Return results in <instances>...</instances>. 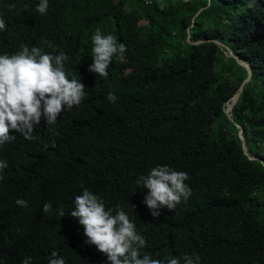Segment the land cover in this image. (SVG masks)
<instances>
[{"label": "trees", "instance_id": "trees-1", "mask_svg": "<svg viewBox=\"0 0 264 264\" xmlns=\"http://www.w3.org/2000/svg\"><path fill=\"white\" fill-rule=\"evenodd\" d=\"M38 3L0 0V54L21 44L50 52L51 41L87 94L53 131L42 119L34 139L13 133L0 147V264H48L52 251L66 264H110L67 215L82 186L123 208L147 241L142 255L264 264V0H48L43 16ZM98 28L126 45L107 79L88 71ZM222 45L251 69L230 119L224 110L247 71ZM157 165L186 171L193 194L153 217L136 180Z\"/></svg>", "mask_w": 264, "mask_h": 264}, {"label": "clouds", "instance_id": "clouds-1", "mask_svg": "<svg viewBox=\"0 0 264 264\" xmlns=\"http://www.w3.org/2000/svg\"><path fill=\"white\" fill-rule=\"evenodd\" d=\"M48 0H39L35 11L46 15ZM10 10L15 5H9ZM24 5L22 10H26ZM6 29L3 17H0V31ZM92 64L88 71L107 79L108 68L114 57L124 58L126 45L118 44L113 34L105 35L99 28L91 37ZM51 49L44 52L41 48L20 45L15 54H0V147L16 140L13 133L21 134L26 140H32L37 126L44 124L49 131L57 124L62 113L79 107L87 92L85 86L77 78H69L66 64L69 56L60 51L56 54V45L44 41ZM106 99L115 103L117 96L109 92ZM55 145L53 144V147ZM8 167L6 161L0 159V173ZM4 176L0 174V181ZM190 176L186 171H178L167 165H157L146 175L136 180L138 189H146L144 204L153 217L161 215V209L174 211L181 202H187L192 196V189L186 183ZM15 204L27 207L28 202L17 199ZM73 208L67 214L83 227L85 243L94 246L104 254L110 264H200L197 253L184 254L180 258L166 256L164 259L153 258L151 254H141L147 247V241L136 228V224L120 205L106 208L104 200L83 188L72 201ZM133 209L135 206H132ZM45 215L53 211L51 202L42 207ZM61 218L66 213L63 207L56 210ZM21 264H32V258L26 257ZM48 264H66L65 258L52 251Z\"/></svg>", "mask_w": 264, "mask_h": 264}, {"label": "water", "instance_id": "water-1", "mask_svg": "<svg viewBox=\"0 0 264 264\" xmlns=\"http://www.w3.org/2000/svg\"><path fill=\"white\" fill-rule=\"evenodd\" d=\"M187 37H188V36H187ZM187 42H190V41L187 40ZM197 42H198V41H197ZM222 47L228 52L229 55H231V56H233L235 59H237V62H238L241 66H243V67L246 69V71H247V75H246V77L243 79V81H242L241 84L239 85V87H238V89H237V92L234 93V94L230 97L229 105L227 104V106H226V110H224V112H225V114H226V117H227L228 119H230L229 111H230V109H231V106H232V104L235 102V100H236V98H237V96H238V93H239L240 90H241V86H242V84H243V83L249 78V74H250V72H251V69L249 68V66H248L246 63H244L243 61L239 60L238 57H235V56L233 55L231 49H229V48H228L227 46H225V45H222ZM235 126H236L237 129H238V131H237V136H238V138L241 140L242 147H243L244 139H243V136H242V134H241V128H240V126H239L238 124H235ZM249 158L259 159V158L255 157V156H254V157H249Z\"/></svg>", "mask_w": 264, "mask_h": 264}, {"label": "bare ground", "instance_id": "bare-ground-1", "mask_svg": "<svg viewBox=\"0 0 264 264\" xmlns=\"http://www.w3.org/2000/svg\"><path fill=\"white\" fill-rule=\"evenodd\" d=\"M230 102V101H229ZM229 102H228V105H229Z\"/></svg>", "mask_w": 264, "mask_h": 264}, {"label": "rangeland", "instance_id": "rangeland-1", "mask_svg": "<svg viewBox=\"0 0 264 264\" xmlns=\"http://www.w3.org/2000/svg\"><path fill=\"white\" fill-rule=\"evenodd\" d=\"M228 104V103H227ZM227 106V105H226ZM225 110H226V108H225Z\"/></svg>", "mask_w": 264, "mask_h": 264}]
</instances>
